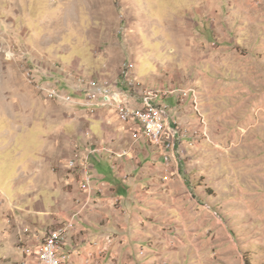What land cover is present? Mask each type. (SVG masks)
<instances>
[{
	"label": "rangeland",
	"instance_id": "1",
	"mask_svg": "<svg viewBox=\"0 0 264 264\" xmlns=\"http://www.w3.org/2000/svg\"><path fill=\"white\" fill-rule=\"evenodd\" d=\"M169 89L176 99L194 91L165 109L179 137L169 181L148 174L154 152L141 141L139 160L117 158L131 179L126 198L92 181L80 198L89 207L53 228L76 225L101 200L140 216L135 227L145 236L137 241L162 251L159 264H264V0H0V264H20V250L44 236V190L28 195L29 187L41 178L65 184L64 166L80 169L81 186L76 147L127 150L123 141L119 151L111 147L119 134L111 120L132 121L101 107L104 117L92 98L120 92L136 108L143 92ZM47 152L62 169L56 174L41 167ZM95 158V171L109 179L111 158ZM133 165L143 169L135 182ZM108 236L106 254L114 236L95 242Z\"/></svg>",
	"mask_w": 264,
	"mask_h": 264
},
{
	"label": "crops",
	"instance_id": "2",
	"mask_svg": "<svg viewBox=\"0 0 264 264\" xmlns=\"http://www.w3.org/2000/svg\"><path fill=\"white\" fill-rule=\"evenodd\" d=\"M173 98L174 97L166 98L162 100V103H165L170 108L171 102L177 101L176 98H174V100ZM128 104L129 105L131 104L130 106L133 105V103L130 100ZM99 108L101 107H98L97 109ZM101 109L103 110L102 112L103 116L107 118L108 111H104L103 108ZM112 113L110 112V116H112ZM164 117L166 122V115H164ZM97 120L99 121V129H102L103 128L102 125L104 123L106 124V122L101 118ZM111 121H113L116 130L119 131V134H116L115 138L110 139L111 141L107 139L109 140V142L112 143L111 147L119 151L118 148L121 147L120 145L123 141L124 147L120 148V150L130 148L131 151L129 157L132 159L134 158L139 160L138 154L140 151L137 145L141 143V141H143L146 144H148V142L143 138L137 139L135 137L134 132L137 130L138 126L134 122L123 123L118 119L117 120L114 119ZM173 124L175 125V123ZM105 139L106 138L104 137V140ZM93 146L94 144H85L84 149L81 152H79V148L75 146L76 155L78 156L80 154V156H78L79 160L77 161V163L81 162L87 150ZM150 147L152 148L154 154L150 155L147 161V164H149V168L147 169L150 171V173L148 174L149 175H151L152 173L154 175L158 174L159 179L163 180L166 184L171 177V172L167 171L168 167L166 168V164L163 162V159L161 157V152L152 146ZM53 157L54 156H52L50 152L45 153L43 155V158L45 159L44 163L46 165H42L41 167L42 169L49 167L53 171V173L56 174L62 169H58V170L54 169L55 167H53L52 165L54 162ZM110 160L113 163V168L116 170H114L113 175L108 179V177L104 175V173H97L95 171L94 162H96L97 164V163H101V161L96 160L95 156H91L90 165L91 168H93L92 173L94 177L93 187L97 188L103 183L107 185L109 188H111L112 189L111 192L113 194H117L118 196L117 198L121 200L127 197L129 193L128 190L133 189L130 188L131 186L129 181L131 179L126 180L123 177V175L126 174L127 170H126V166L118 163V161L121 159L112 158ZM124 160L128 161L127 158H124ZM34 166L35 163L33 164V167ZM64 170L67 173L66 178L64 180L65 184H63V182L49 183L47 180L43 182L44 178H41L38 184L40 182L42 183H40V185H36L38 187L35 186L29 187L31 189H34V191L28 193V195L35 194L37 192V189L35 188H38V190L39 188L41 190H44L43 195L39 196L40 201L38 202L43 210V214L45 215L44 216L45 220L47 221V225L45 226V230L43 232L44 236L48 235L51 231H53L56 228V227L53 228L55 224L64 222V220L69 217V215L72 213L74 209V201H73L74 199L84 198V193H81L79 186L81 182L80 169L77 168L70 171L67 170L64 166ZM130 173H138L136 177H132V181L135 182L139 180V177L143 175V169L142 171H138V167L136 168V166L133 165L130 168ZM149 181L150 180H148V182ZM66 185L70 187V190H65V189L63 190V187ZM140 185L141 184H137L136 188L140 187ZM96 196L99 197V194L97 193ZM44 204L50 206L48 207L50 209L49 212L44 210ZM107 205H108L107 203H103L101 200L100 201L97 200L96 205L93 206L94 208L89 210L86 216H82V218L76 221L75 223L76 225H74L75 229L73 230V232L70 231L67 234L64 245L62 247V253L66 255L69 259L68 262L67 261L65 262V264H83V251L85 250V252H89V243L93 241L94 243L96 241L97 242L103 241V239L102 240L100 239L108 234L114 236L115 243L111 247L109 253L105 255L101 264H159V260L162 258L160 257L158 258V256L155 254H161L162 251L152 250L148 246L140 245L139 241H137L141 239L140 235L145 236L142 230L137 229V227H140L142 225L140 216H138V214L136 216L119 215L117 212H114L112 208L109 209ZM50 214H55V216H49ZM136 225L138 226L135 227ZM38 247H40V239L36 238V241L35 240L32 241L31 246L24 247L25 250H28V253H23L21 249L20 251H21L22 259L20 264L21 263L33 264L38 255ZM104 254L105 252L99 254L98 249L95 247L93 249V256H94L93 260L100 258ZM59 256L61 258L60 250H59Z\"/></svg>",
	"mask_w": 264,
	"mask_h": 264
},
{
	"label": "built area",
	"instance_id": "3",
	"mask_svg": "<svg viewBox=\"0 0 264 264\" xmlns=\"http://www.w3.org/2000/svg\"><path fill=\"white\" fill-rule=\"evenodd\" d=\"M125 86V77L123 78ZM122 95L124 92L119 89ZM82 92V91H81ZM120 92H109L108 90H101L98 97H90L92 100H99L98 104L93 106L107 107L113 110V112L119 117L120 114H127V117H136L139 125V133L142 138L145 139L148 144L152 147H160L163 150L164 163L168 165L178 148V136L177 130H173V121L167 116L165 109H167L166 104H162V100L174 96L172 94H163L159 97L143 98L139 97V106L132 108L127 106L126 103L120 97ZM194 92L192 89L183 90V97H177V99L183 101L184 97L188 98V93ZM56 95L54 92L52 95ZM51 96V95H50ZM95 98V99H94ZM166 115V127H169V134H162V127L158 126V116ZM87 163L84 165V169L88 168V159L93 156L89 154V149L87 150ZM91 178V171H90ZM92 191V190H91ZM89 206H87L88 208ZM75 226H66V230H73ZM40 239V247H38V255L33 264H65L68 257L62 253V247L64 245L65 239H57V235H45ZM111 244L110 237L105 238L104 244H96L93 242L89 243V252H85V263L89 264L93 261V249L95 247H102L105 254ZM52 250L61 251L60 262H53ZM26 253V251H22Z\"/></svg>",
	"mask_w": 264,
	"mask_h": 264
},
{
	"label": "bare ground",
	"instance_id": "4",
	"mask_svg": "<svg viewBox=\"0 0 264 264\" xmlns=\"http://www.w3.org/2000/svg\"><path fill=\"white\" fill-rule=\"evenodd\" d=\"M173 91L174 90L169 89V90H162L160 92H150V93H144L143 92L141 97H143V98L157 97L158 94H162V95L163 94H169V93H173ZM189 94H192V93L189 92L188 95ZM181 96L183 97V91H182V95ZM192 102H194V104H195V101L194 100H192ZM121 115H122V117H123V119L125 121L131 120L132 122H134L138 126L137 127V130L134 132V135H135V137L137 139L142 138L141 134L139 133V125H138V122L136 120V117H127V114H121ZM163 122H164V120H163L162 115H159L158 116V126L159 127H162V134H166L165 127L163 126L165 124H163ZM154 148L158 149L161 152V157H162L163 162H164L163 150L160 149V147H154ZM130 151H131L130 148H128L127 150H122L121 152H114L113 150L108 149V147L106 148V147L101 146V145H99V146H93V147H90L89 148V154L95 156V155H101L103 153H106V154L109 155V157L111 159L112 158H122V157L128 156L129 153H130ZM85 155H86L85 158H83L81 160V162H80V167L83 169V172H84V177H83L82 184L80 186V190L83 193H85V194L87 193V197H88V194H90L91 193V190H92V181L93 180H92V174H91V178H90V173H89L88 169H84V165L87 163V153ZM75 164H76V162H74V161L71 160L69 162V168L70 169H73L74 166H75ZM88 204L89 203H88L87 198L74 200V208L75 209H74V213L72 211L71 215L74 216V218L77 215H81L82 212L87 209ZM71 218L72 217L68 218L66 221H70ZM72 225H73V223H71V222H69V223H66L65 222V224L63 225V227L56 228L55 231L51 232L49 235H57V239H65L66 238L65 236H67V234L70 232V230H66V226H72ZM98 252H99V254H102L104 252V250L102 249V247H101V249H99V247H98ZM52 259H53V262H60L59 250H52Z\"/></svg>",
	"mask_w": 264,
	"mask_h": 264
},
{
	"label": "trees",
	"instance_id": "5",
	"mask_svg": "<svg viewBox=\"0 0 264 264\" xmlns=\"http://www.w3.org/2000/svg\"><path fill=\"white\" fill-rule=\"evenodd\" d=\"M245 263L248 264V261L246 259H244Z\"/></svg>",
	"mask_w": 264,
	"mask_h": 264
}]
</instances>
